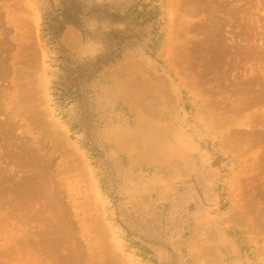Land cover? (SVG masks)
Returning a JSON list of instances; mask_svg holds the SVG:
<instances>
[{
  "label": "rangeland",
  "instance_id": "obj_1",
  "mask_svg": "<svg viewBox=\"0 0 264 264\" xmlns=\"http://www.w3.org/2000/svg\"><path fill=\"white\" fill-rule=\"evenodd\" d=\"M0 264H264V0H0Z\"/></svg>",
  "mask_w": 264,
  "mask_h": 264
},
{
  "label": "crops",
  "instance_id": "obj_2",
  "mask_svg": "<svg viewBox=\"0 0 264 264\" xmlns=\"http://www.w3.org/2000/svg\"><path fill=\"white\" fill-rule=\"evenodd\" d=\"M66 40H67L66 42L69 44V41H68V39H66Z\"/></svg>",
  "mask_w": 264,
  "mask_h": 264
}]
</instances>
